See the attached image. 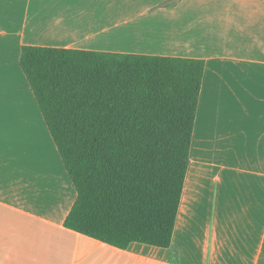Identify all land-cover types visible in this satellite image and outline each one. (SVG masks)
I'll list each match as a JSON object with an SVG mask.
<instances>
[{"label":"crops","instance_id":"crops-1","mask_svg":"<svg viewBox=\"0 0 264 264\" xmlns=\"http://www.w3.org/2000/svg\"><path fill=\"white\" fill-rule=\"evenodd\" d=\"M25 46L204 61L170 248L65 227L77 192ZM0 264H264V0H0Z\"/></svg>","mask_w":264,"mask_h":264},{"label":"trees","instance_id":"trees-1","mask_svg":"<svg viewBox=\"0 0 264 264\" xmlns=\"http://www.w3.org/2000/svg\"><path fill=\"white\" fill-rule=\"evenodd\" d=\"M20 66L77 192L65 227L170 248L204 61L25 46Z\"/></svg>","mask_w":264,"mask_h":264}]
</instances>
